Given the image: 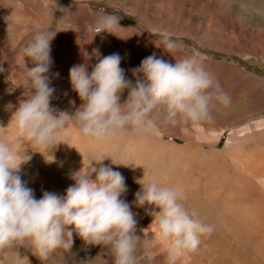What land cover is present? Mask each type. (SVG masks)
<instances>
[{
    "label": "clouds",
    "instance_id": "1",
    "mask_svg": "<svg viewBox=\"0 0 264 264\" xmlns=\"http://www.w3.org/2000/svg\"><path fill=\"white\" fill-rule=\"evenodd\" d=\"M120 18L115 13L101 12L93 36H116ZM56 32L51 28L39 30L21 49L19 64L28 93L12 112V138H0V252L10 253V264H28L27 258L17 252L27 244L43 264L58 249L67 253L75 234L85 249L106 247L111 264H138L141 237L136 235L131 206L123 198L127 191L124 177L102 162L108 159L110 164H123L113 163L106 154L91 157L87 163H82L81 157V167L69 174L72 183L62 195L45 190L36 198L28 181L21 178V166L31 158L25 148L21 150V144L27 142L36 149L32 152L52 163V151L60 143L67 144L62 138L70 121L83 139L104 141L129 127L154 133V117L161 114L162 122L170 125L211 121L212 106H228L231 98L216 84L196 50L173 59L174 63L150 54L131 69L132 80L119 66L118 53L100 57L98 50H93L97 62L91 72L86 71V63L68 69L70 88L81 104L71 115L58 111L50 106L55 90L49 86L48 76L51 40ZM157 47L172 57L179 45L166 39L162 47ZM125 90L127 96L120 103ZM136 182L140 187L133 203L135 207L153 206L146 211L155 224L157 240L164 244L166 264H177L181 257L198 249L201 236L210 234L213 226L186 207L183 186L152 177Z\"/></svg>",
    "mask_w": 264,
    "mask_h": 264
},
{
    "label": "bare ground",
    "instance_id": "2",
    "mask_svg": "<svg viewBox=\"0 0 264 264\" xmlns=\"http://www.w3.org/2000/svg\"><path fill=\"white\" fill-rule=\"evenodd\" d=\"M13 1L21 2V0ZM41 1L43 3L42 10H49V7L46 8L45 5L47 6L51 0ZM21 6L23 7V5ZM24 7L22 8L23 13L26 8ZM261 8H264V3ZM243 12L245 14L242 16ZM32 14L34 15H31L30 19L32 23H36L37 15L33 11ZM9 16H15L16 19L18 14L12 11ZM240 16L241 20L245 19L243 21H246V25L243 27V38L248 39L250 38L251 25L260 23L261 17L259 12L251 11V0H241ZM31 30V28H23L21 33ZM225 33L232 35L228 30ZM21 42L24 43L23 40ZM63 44L67 47L65 40ZM4 45V51L13 49L11 44L6 45L5 43ZM259 56L264 57L262 51H259ZM66 57L70 66L81 64L80 61L70 56L66 55ZM179 58H182L180 54L172 59L165 58V60L174 63L173 59ZM203 64L205 63L203 62ZM210 65L207 66L210 68ZM210 74H214L213 70ZM221 77L222 80L230 81V86H232V82H239V85L245 83L244 85L248 88L250 83L257 87L261 85V93L256 94L262 96L261 102L255 104L247 115L257 116L261 111H264L263 80L259 81L244 75L242 71H233L227 76L222 72L219 79ZM213 78L215 77L213 76ZM21 79L23 82V78ZM230 86L229 88H231ZM234 89L236 90V87ZM58 93L57 91L55 94L53 93L50 106L58 111H65L69 115L73 114L81 104L79 98L74 92H70L65 97ZM19 100L8 98L4 94L0 95V138H12V125L9 122ZM69 101L73 103L70 105ZM242 102L243 99L235 100L234 98L232 103L239 106L238 104ZM9 104L12 105L11 108L6 107ZM224 107L214 104L211 109L212 117L215 116L214 120L200 123L195 130L185 124L176 128L175 132L185 140L182 145L163 141L160 137L159 139L147 137L148 133H131L130 128L118 136L104 141L86 140L81 137L77 127L70 121L66 127L65 136L62 138L67 144L60 143L52 151L55 157V161L52 163H46L40 153L32 152L36 149L28 145L27 142L21 144V150L25 148V154L31 157L21 166V178L28 181V186L34 190L36 198L46 187L62 195L72 183L68 178L69 174L81 167V157L82 163H87L91 157L106 154L111 157L113 163L123 164L113 165L108 159L102 162L119 171L124 177L127 191L123 194V198L131 206L136 220V235L141 237L138 254L142 258H139L138 264H166L164 244L157 240L155 224L151 223L152 217L146 211V209L151 210L153 206L135 207L133 203L134 194L140 187L136 181L142 177H152L165 184L183 186L186 193V207L195 212L204 222L213 226V231L210 234L201 236L198 249L181 257L177 264H264V118L258 121L256 120L258 118H252L249 121V118L246 122L241 123L242 118L248 117L245 115L246 113L240 118L231 117L232 115L229 114L225 115L226 122H215L221 121L219 118L224 113ZM231 121L241 124L228 133L225 152H223L225 155L216 150L212 144L208 150H205L206 140L208 141L210 137L216 138L218 133L228 127V123ZM160 132L162 130L158 131L156 128L153 134L159 133L158 135L161 136ZM141 182H144L143 179ZM149 238L152 240L147 242ZM78 252L80 259L87 260L86 255L89 253L87 249H79Z\"/></svg>",
    "mask_w": 264,
    "mask_h": 264
},
{
    "label": "rangeland",
    "instance_id": "3",
    "mask_svg": "<svg viewBox=\"0 0 264 264\" xmlns=\"http://www.w3.org/2000/svg\"><path fill=\"white\" fill-rule=\"evenodd\" d=\"M262 3L264 0H251V11L259 12L261 22L251 25L250 38L247 39L243 38V27L246 25V21H243L245 19L241 20L240 16L241 0H51L47 6L45 5L46 8L49 7V10H42L41 0H26V2L25 0H21V2L0 0V69H3L0 71V95L4 94L11 99L22 100L25 98L23 95H27L28 89L24 84L25 76L19 64V57L22 55L21 49L35 32L49 27L57 31L51 40V44H54L51 46L52 64L48 72L49 86L54 88V94L57 91L58 94L65 97L73 92L68 81V69L71 66L67 62L66 55L81 63H86V71L91 72L92 66L97 62L93 56V50H98L100 57L118 53L121 56L119 66L124 69L125 77L132 80L131 69L137 67L140 61L150 54L165 60V58L172 59L179 54L181 57L191 55L193 50H196L203 57L205 68L211 64V69L208 67L206 70L208 72L213 70L212 77H215L214 81L217 84L219 82L218 86L235 100L243 99V102L236 106L237 104L232 103L234 100L232 98L230 104L224 107V113L219 118L221 121L215 122H226V116L229 114L234 118L243 117L251 112L255 104L261 102L262 96L256 95L261 93V85L257 87L250 83L248 88L244 85L245 83L239 85V82H232V88L230 81L227 82V80H222V77L219 78L222 76V72L227 76L233 71H242L244 75L264 81V57L259 56V51H262L264 55V8H261ZM21 5L26 7H24V13ZM12 11L18 14L19 19L17 16L16 19L15 16H11L13 18L9 16ZM32 11L37 15L36 23H32L30 19L31 15H34ZM101 12L115 13L121 17L118 22L121 28L115 30L116 36L106 33L93 36L94 24ZM243 14L245 13L243 12L242 16ZM24 18L25 20H22ZM22 27L32 30L21 33ZM69 28L73 31L68 30ZM226 30L232 35H227ZM166 39H171L179 45L172 57L157 47H162ZM22 40L24 43L21 42ZM64 40L67 47L63 44ZM5 43L13 45V49L4 51ZM25 59L27 66V58ZM217 70H219L218 73ZM21 78H23V82ZM126 96L127 90L121 94L120 103L124 102ZM251 96L252 98H249ZM233 108L234 110H232ZM247 116L240 122L244 123L249 118V121L252 118H258L256 119L258 121L264 118V111H261L257 116ZM214 118L215 116L212 117V120ZM162 120V114L155 117L156 128L158 131L162 130L161 136L158 135L159 133L156 135L148 133L146 136L158 139L160 137L163 141L176 145H182L185 141L175 132L176 128L185 124L195 130L200 124L181 122L179 125H170L163 123ZM235 121L229 122L228 127H225L221 133L219 132L216 138H208L204 146L205 150H208L212 144L216 150L221 153L225 152L228 133L241 124ZM129 128L131 133L138 132ZM45 190L54 192L48 187L43 191ZM151 240L149 238L147 242ZM79 249L85 248L79 238L73 234V243L69 251L65 253L58 249L46 261H43V264H79L80 261H83L79 258ZM86 249L89 251L86 255L89 261L86 264H111V256L106 247L97 245L88 246ZM17 252L19 256L27 258L28 264H42V261L32 253L27 244L20 246ZM138 257L142 258L139 254ZM0 264H10L9 252H0Z\"/></svg>",
    "mask_w": 264,
    "mask_h": 264
}]
</instances>
